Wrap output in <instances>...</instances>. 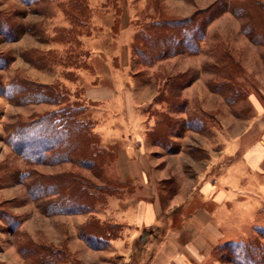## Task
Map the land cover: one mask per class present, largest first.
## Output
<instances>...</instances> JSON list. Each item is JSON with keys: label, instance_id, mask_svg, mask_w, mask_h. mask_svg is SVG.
I'll use <instances>...</instances> for the list:
<instances>
[{"label": "rangeland", "instance_id": "obj_1", "mask_svg": "<svg viewBox=\"0 0 264 264\" xmlns=\"http://www.w3.org/2000/svg\"><path fill=\"white\" fill-rule=\"evenodd\" d=\"M215 1L0 0V86L4 90L12 81L52 85L63 94L65 103L83 107L81 118L91 121L98 146L110 152L106 148L120 143L105 146L96 131L100 122L95 118L99 116V104L88 102L83 96L85 87L107 80L109 62L117 68L122 62L127 63V78L133 77L139 86L145 85V79L153 81L154 76L159 82L161 73L174 74L186 66H194L198 72L200 68L212 72L208 65L216 57L213 43L216 38L224 37L238 58H244L250 65L261 64L254 48L240 31L242 20L230 12L216 15L205 27L206 36L201 42L199 55L172 56L150 68L137 62L131 43L143 23L158 17L152 9L157 6L156 2L165 17L178 18L193 10L205 9ZM184 89L180 92L181 97H189L190 90ZM166 100L158 98L151 105L137 110L140 122L136 123V128L142 137L137 136L133 141L136 147L143 148L151 161H160V165H165V161L185 147V143L196 141L189 135L190 130L210 123L187 103L170 101L169 97ZM52 107L56 109L59 105L21 104L17 96L0 93V264H99L103 257L128 258L126 264H144L151 253V238L159 237L160 233L152 230L132 233V249L126 241L118 248L112 245L116 236L124 239L126 234L131 235V230L125 227L111 228L108 215L109 197L124 196L125 187L116 185L112 192L108 187V193L100 195L91 212L74 214L46 215L44 206L54 197L37 200L29 193L27 185L37 171L43 174L71 171L94 185H111L108 180L111 173L106 167L96 175L94 170L82 168L74 162L32 164L11 146L9 134L17 121L26 122ZM108 158L107 155L105 159ZM174 180L173 176L162 180L159 187L173 190ZM169 196L170 193L166 192L163 199ZM253 196L260 200L261 211L248 218L239 232L228 235L226 241L239 242L257 236L256 229L264 227V190ZM90 220L106 226L98 249L77 240L80 228ZM164 221L167 224L164 219L159 231L164 230ZM223 253L221 246L217 247L209 264H234L223 257Z\"/></svg>", "mask_w": 264, "mask_h": 264}, {"label": "crops", "instance_id": "obj_2", "mask_svg": "<svg viewBox=\"0 0 264 264\" xmlns=\"http://www.w3.org/2000/svg\"><path fill=\"white\" fill-rule=\"evenodd\" d=\"M225 12L242 20L240 31L257 53L260 65L245 63L230 42L219 37L213 43L215 61L208 65L212 72L186 66L174 74L161 73L159 82L154 76L153 81L145 79V85L139 86L133 77L127 78V63L117 68L109 62L107 80L83 91L88 102L99 104L96 131L105 146L120 143L106 148L113 153L106 169L111 173L108 180L126 191L122 197H109L108 215L113 224L131 230V235L126 234L124 239L116 236L112 245L118 248L126 241L132 249V233H160L151 238V253L144 264H209L214 250L227 242L226 237L239 232L248 218L261 211V202L253 195L264 190V44L252 41L243 31L248 22L246 15ZM201 52L202 48L195 55ZM230 62L237 67L234 80L229 78ZM181 74H187L188 82L182 89L187 87L190 95L181 97V89L179 101L203 114L210 123L190 130L189 135L196 141L185 143L165 165H160L133 143L137 136L142 137L136 128L140 122L137 110L158 98L167 101L170 79ZM218 84L220 89L215 88ZM228 85L237 91L232 92ZM172 176L173 190L159 187L162 180ZM166 192L170 196L163 199ZM164 219L167 224L164 221V230L159 231ZM77 240L85 243L79 236ZM126 261L128 258L103 257L99 264Z\"/></svg>", "mask_w": 264, "mask_h": 264}, {"label": "trees", "instance_id": "obj_3", "mask_svg": "<svg viewBox=\"0 0 264 264\" xmlns=\"http://www.w3.org/2000/svg\"><path fill=\"white\" fill-rule=\"evenodd\" d=\"M155 4L157 6L152 9L158 17L143 23L131 43L132 53L142 67L179 54H198L206 36L205 27L216 15L229 10L237 16L246 15L248 22L243 31L252 41L264 44V3L260 0H216L205 9H197L189 16L178 18L165 17L159 3ZM230 63L229 78L234 80L237 67ZM187 82V74L170 79V101H179V92ZM220 87L218 84L215 88ZM232 88V92L237 91ZM1 92L9 97L17 96L21 104L59 105L26 122L17 121L11 129V146L30 163L53 165L74 162L82 168L94 170L96 175L111 163L113 153L100 149L91 121L81 118L83 107L65 103L63 94L52 85L12 81L4 90L0 86ZM107 155L108 160L105 159ZM108 187L112 192L116 184L94 185L89 179L71 171L57 174L37 171L27 185L34 199L54 197L44 206L46 215L91 212L100 195L108 193ZM83 226L79 237L90 247L100 248L99 241L106 226L92 220ZM110 227L120 226L112 223ZM256 232L257 236L246 240L222 243L220 246L227 254L224 256L223 253V257L234 264H264V227H258Z\"/></svg>", "mask_w": 264, "mask_h": 264}]
</instances>
